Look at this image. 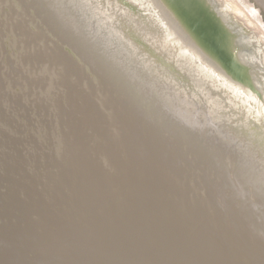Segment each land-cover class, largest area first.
Segmentation results:
<instances>
[{
  "label": "water",
  "instance_id": "1",
  "mask_svg": "<svg viewBox=\"0 0 264 264\" xmlns=\"http://www.w3.org/2000/svg\"><path fill=\"white\" fill-rule=\"evenodd\" d=\"M153 1L212 69L246 79L251 61H233L247 35L214 0ZM75 3L0 0V264H264L251 116L227 131L210 98L177 99L160 61L130 56Z\"/></svg>",
  "mask_w": 264,
  "mask_h": 264
},
{
  "label": "bare ground",
  "instance_id": "2",
  "mask_svg": "<svg viewBox=\"0 0 264 264\" xmlns=\"http://www.w3.org/2000/svg\"><path fill=\"white\" fill-rule=\"evenodd\" d=\"M68 1L76 4L75 0ZM76 1L90 13V16L80 14L75 17L76 19L83 16L85 19L91 20L90 18L94 17L98 27H105L112 36L120 42L122 40L121 44L129 51L130 56L147 52L151 54V60L160 61L162 68L173 78V85H171L169 93L177 99L187 92H193L192 100L201 105L210 98L208 105L215 107L214 118L227 131L231 124H238L243 121L244 117L251 116L252 125L264 134V20L261 19L259 10L253 6L250 0H214L218 6L217 11L222 15L227 25L233 30L236 29L238 33L247 35V39L244 41L245 46L247 44L250 47L248 55L246 53L236 54L235 61H233L238 65L239 63L244 64L243 59L247 62L251 61L246 79L242 80L234 79L212 69L205 59L190 46L185 45L179 35L166 22L164 15L155 6L153 0H138L139 8L134 7L130 0ZM256 1L264 6V0ZM134 4L136 5L135 2ZM130 22H134L140 27L141 33L134 32V35L141 41L138 46L130 43L135 38L133 34H130L132 31ZM90 27V34L94 35V24ZM73 30L82 32L80 27ZM85 39L86 41L90 40L87 36ZM113 44L111 42L109 44L110 51H115ZM121 52L123 55L127 53L123 49ZM20 55L26 61L28 60L23 53L20 52ZM144 61L147 59L142 60V62ZM143 82H145L144 79ZM258 84L260 88L255 93L250 87ZM166 100L168 98L163 100L165 103H162V107L159 106L158 109L171 106V101ZM53 103L59 107V95L53 97ZM172 108L177 113H181L177 105L172 104ZM192 110L193 108L190 112H186L190 117H193L190 114ZM50 111L54 113L52 110ZM214 131H218V129H211L209 134H213ZM243 257L245 260L240 258V263L253 260L247 254Z\"/></svg>",
  "mask_w": 264,
  "mask_h": 264
},
{
  "label": "rangeland",
  "instance_id": "3",
  "mask_svg": "<svg viewBox=\"0 0 264 264\" xmlns=\"http://www.w3.org/2000/svg\"><path fill=\"white\" fill-rule=\"evenodd\" d=\"M253 0H251V2H252ZM254 2V1H253ZM252 2V3H253ZM256 8L259 10V8H258V6H256ZM262 11V15H263V17H264V11H263V9L261 10ZM264 20V19H263Z\"/></svg>",
  "mask_w": 264,
  "mask_h": 264
}]
</instances>
